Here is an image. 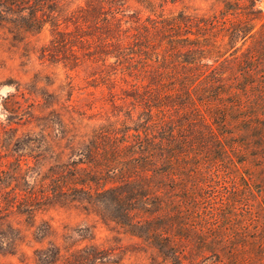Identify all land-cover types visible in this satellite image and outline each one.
<instances>
[{"label": "trees", "instance_id": "trees-1", "mask_svg": "<svg viewBox=\"0 0 264 264\" xmlns=\"http://www.w3.org/2000/svg\"><path fill=\"white\" fill-rule=\"evenodd\" d=\"M128 1L98 0L92 9L100 17L106 4L114 13ZM135 1L158 19L134 31L120 23L130 40L107 54L148 82L127 94L125 119L94 127L86 138L66 133L60 152L48 133L28 131L27 155L49 162L38 171L48 179L43 205L94 208L105 224L139 238L150 264H264V0H218L219 8L203 12L166 11L167 2L183 0ZM73 5L83 8L78 0H0V26L19 40L41 31L46 12L53 19ZM0 129V136L15 130L2 122ZM19 138L2 136V146ZM30 201L16 206L32 218L39 205ZM11 232L0 218L2 254L20 248ZM35 233L43 241L52 229ZM94 255L54 244L34 249L36 264H89Z\"/></svg>", "mask_w": 264, "mask_h": 264}, {"label": "rangeland", "instance_id": "rangeland-1", "mask_svg": "<svg viewBox=\"0 0 264 264\" xmlns=\"http://www.w3.org/2000/svg\"><path fill=\"white\" fill-rule=\"evenodd\" d=\"M78 1L83 8L73 5V11H57L53 19L46 12L44 17L49 20L41 31L19 34V40L14 39L8 24L0 26V89H13L0 99V112L7 113L0 122L15 128L0 136V169L4 170L0 173V218H7L12 226L11 235L22 240L15 254L0 253V264H36L34 249L53 244L62 249L66 246L94 252V257L87 260L89 264L151 261L150 252L143 250L139 238L121 232L114 223L105 224L94 208L76 201L60 204L44 200L47 204L43 205L41 194L47 191L48 179H40L38 171H45L49 162L34 163L35 159L23 147L28 131L45 132L60 152L65 148L66 133L71 131L86 138L85 134L94 127L125 119L132 107L127 94L136 85L148 82L146 78L141 80L138 71L134 74L123 70L107 52L113 51L117 42L130 40L128 31L118 30L120 23L132 31L141 22L157 20V14L129 0L122 7L118 4L121 10L114 13L106 4L107 10L98 17L92 9L98 0H93L95 3L89 7V1ZM220 5L218 0H183L175 5L167 2L166 11L175 8L193 12L197 8L203 12ZM3 105L21 113L14 117ZM2 136L11 142L19 136V143L5 148ZM16 158L21 160V174L16 171ZM30 200L39 205L32 218L16 206L22 201L27 205L33 203ZM36 227L52 229L51 238L39 241L34 234Z\"/></svg>", "mask_w": 264, "mask_h": 264}, {"label": "clouds", "instance_id": "clouds-1", "mask_svg": "<svg viewBox=\"0 0 264 264\" xmlns=\"http://www.w3.org/2000/svg\"><path fill=\"white\" fill-rule=\"evenodd\" d=\"M13 89L10 87H5L3 89H0V99L5 97L8 93L12 92ZM7 115V113L0 112V120L4 119V117Z\"/></svg>", "mask_w": 264, "mask_h": 264}]
</instances>
